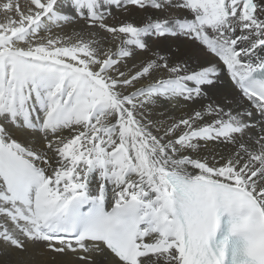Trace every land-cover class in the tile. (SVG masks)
<instances>
[{
	"label": "bare ground",
	"instance_id": "bare-ground-1",
	"mask_svg": "<svg viewBox=\"0 0 264 264\" xmlns=\"http://www.w3.org/2000/svg\"><path fill=\"white\" fill-rule=\"evenodd\" d=\"M254 3L248 14L236 0H0V148L40 179L24 209L0 178V264H121L101 244L56 253L19 232L33 229L28 211L59 231L74 198L138 200L166 225L157 242L174 244L141 264H180L171 171L264 207V108L230 74L264 62V0Z\"/></svg>",
	"mask_w": 264,
	"mask_h": 264
},
{
	"label": "rangeland",
	"instance_id": "rangeland-1",
	"mask_svg": "<svg viewBox=\"0 0 264 264\" xmlns=\"http://www.w3.org/2000/svg\"><path fill=\"white\" fill-rule=\"evenodd\" d=\"M206 20H207L206 22H209V21H208L209 19H206ZM208 24H209V23H208Z\"/></svg>",
	"mask_w": 264,
	"mask_h": 264
}]
</instances>
